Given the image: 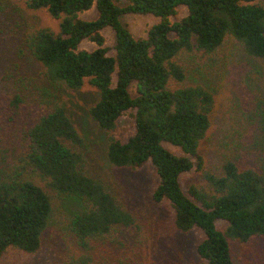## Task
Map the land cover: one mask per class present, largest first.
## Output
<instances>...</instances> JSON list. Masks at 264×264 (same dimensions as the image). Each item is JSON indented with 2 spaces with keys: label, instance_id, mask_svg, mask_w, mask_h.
I'll list each match as a JSON object with an SVG mask.
<instances>
[{
  "label": "trees",
  "instance_id": "1",
  "mask_svg": "<svg viewBox=\"0 0 264 264\" xmlns=\"http://www.w3.org/2000/svg\"><path fill=\"white\" fill-rule=\"evenodd\" d=\"M18 1L28 10L46 11L58 30L29 27L22 39L48 85L35 86L36 110L26 107L31 81L14 79L18 66L12 70L5 40L0 47V258L10 249L26 254L40 249L53 217L49 192L83 202L68 220L75 246L63 264H111L94 242L115 227L137 228L134 216L82 170L76 148L83 139L62 93L85 83L97 93L88 115L106 135L108 163L130 170L152 166L158 179L153 201L171 208L176 230L200 233L194 264H235L233 244L264 239V95L234 94L239 118L230 135L235 136L220 171L213 173L203 167L199 148L211 127L214 91L188 84L189 75L209 73L185 66L192 56L219 60L230 39L247 58L264 60V0ZM181 7L186 16L171 22ZM91 8L96 18L81 19ZM125 15L160 21L144 38H134L122 22ZM106 28L114 32L112 53L104 47ZM85 40L96 49H79ZM125 115L133 120V132L122 140L114 132ZM193 170L205 185L185 192L181 178Z\"/></svg>",
  "mask_w": 264,
  "mask_h": 264
},
{
  "label": "rangeland",
  "instance_id": "2",
  "mask_svg": "<svg viewBox=\"0 0 264 264\" xmlns=\"http://www.w3.org/2000/svg\"><path fill=\"white\" fill-rule=\"evenodd\" d=\"M186 8H179L170 21L186 16ZM83 20H93L97 16L95 8L81 13ZM160 20L153 16L125 15L122 22L134 38H144L148 30ZM29 27L58 30V22L46 11H31L18 0H0V47L3 43L5 54L17 71L14 79L23 76L31 81L26 107L38 109L39 100L35 99V86L48 88L41 77L40 67L27 51L21 47L24 34ZM104 47L113 52L114 32L106 28L101 32ZM79 49L93 51L96 45L83 41ZM22 53L19 54L18 51ZM220 59L208 61L196 57H187L185 66L196 69L201 67L207 77L198 79L188 76V84H199L214 91V107L211 114V127L201 143L199 153L203 167L213 173L220 171L223 157L235 135L231 134L236 126L239 111L233 99L237 95L260 93L264 95V60L247 58L241 47L228 40L219 51ZM196 59L198 62H196ZM212 76V77H211ZM33 92V98L30 94ZM61 94H59L60 96ZM69 116L83 139V146L76 148L83 155V172L99 182L115 200L131 213L137 228L115 227L111 233L94 242L97 251L108 257L111 264H194L197 261L195 246L200 239L198 231L181 233L174 226V214L166 203H156L152 193L158 183L151 165L138 170L116 168L106 159V135L100 131L88 115V110L97 100L96 91L85 83L77 91L62 93ZM133 132V120L125 115L119 119L115 136L125 140ZM174 153L175 149L168 147ZM27 176L34 182L45 186L42 178L35 173ZM190 185L204 186L205 183L194 170L181 178L182 189L186 192ZM49 192V191H48ZM53 201V217L41 237L40 249L34 254L10 249L1 258L0 264H63L67 252L74 249V241L69 232L68 220L83 207V202L74 197L60 196L49 192ZM232 256L235 264H264V239H253L246 244H233Z\"/></svg>",
  "mask_w": 264,
  "mask_h": 264
}]
</instances>
